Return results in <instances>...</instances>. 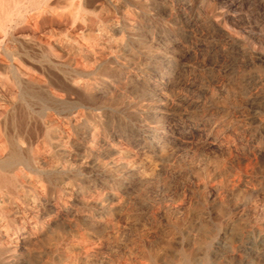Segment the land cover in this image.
Wrapping results in <instances>:
<instances>
[{"label":"rangeland","instance_id":"374dc122","mask_svg":"<svg viewBox=\"0 0 264 264\" xmlns=\"http://www.w3.org/2000/svg\"><path fill=\"white\" fill-rule=\"evenodd\" d=\"M54 1L0 27V264H264V0Z\"/></svg>","mask_w":264,"mask_h":264},{"label":"bare ground","instance_id":"6f19581e","mask_svg":"<svg viewBox=\"0 0 264 264\" xmlns=\"http://www.w3.org/2000/svg\"><path fill=\"white\" fill-rule=\"evenodd\" d=\"M52 1H54V0H52ZM57 1V0H56ZM59 1V0H58ZM96 1V0H95ZM98 1V0H97ZM6 2V1H5ZM55 2V1H54ZM70 2V1H69ZM100 2V1H99ZM63 3V2H62ZM88 3H89V0H78V3L76 4V7H75V17H79L81 14V10L82 9H88L87 7L86 8H84L85 6H87L88 5ZM111 3V2H110ZM115 3V2H114ZM0 4H2V2L0 3ZM7 7L8 6H10V7H8V8H5L4 10H2V12H3V15H2V17H3V19H2V21H1V23H0V27L5 31V34H6V29L8 28L7 27V25H9V23H12V21H14V18L16 17V21H18V20H22L23 18H24V11H26V9L27 8H30L32 11H34L35 12V14L34 15H36V16H34V21L36 22V23H41V24H47V26H50V25H53V24H56V23H58V22H60L61 20H62V15L60 14V13H55L54 12V10H52V9H50V5H52L51 4V0H16V1H14V0H10V1H7ZM55 3H53V5H54ZM57 4V3H56ZM59 4V3H58ZM71 4V3H70ZM97 5H98V3H97ZM100 5V4H99ZM111 5H112V3H111ZM107 6V5H106ZM5 7V6H4ZM14 7H15V9H14ZM100 7V6H99ZM98 7V8H99ZM105 7V6H104ZM2 8V7H1ZM73 10V9H72ZM89 10V9H88ZM93 10V9H92ZM30 11V10H29ZM62 11V10H61ZM60 11V12H61ZM90 11V10H89ZM88 11V12H89ZM95 11V10H94ZM93 11V12H94ZM96 11H97V8H96ZM87 12V11H86ZM92 12V13H93ZM44 13H49V17L48 18H44L42 15L44 14ZM92 13H90V14H92ZM26 14H27V12H26ZM89 14V15H90ZM14 15H15V17H14ZM73 15H74V13H73ZM127 16V15H126ZM130 16V15H129ZM129 16H127V17H129ZM0 17H1V15H0ZM70 17H71V15H70ZM83 17V16H82ZM94 17H95V15H94ZM98 17V16H97ZM71 18H74V17H71ZM86 18V17H85ZM84 18V19H85ZM114 18V17H113ZM126 18V17H125ZM80 19H81V16H80ZM79 19V20H80ZM97 19V18H96ZM64 20V19H63ZM116 20H118V19H116ZM115 20V21H116ZM132 21H133V19H131ZM130 20V21H131ZM16 21H14V23L16 22ZM101 21V20H100ZM104 21H106V20H104ZM119 21V20H118ZM26 22L28 23V21L26 20ZM26 22H24V23H26ZM30 22V21H29ZM65 22V21H64ZM71 22H73V21H71ZM102 22V21H101ZM27 23L25 24V25H27ZM135 23H137V22H135ZM72 24V23H71ZM111 24V23H110ZM127 24V23H126ZM15 25V24H14ZM78 25H80V24H78ZM120 25V24H119ZM134 25V24H133ZM11 26V25H10ZM18 26V25H17ZM20 26V25H19ZM44 26V25H43ZM126 26V25H125ZM16 27V26H15ZM28 27V26H27ZM26 27V28H27ZM56 27V26H55ZM82 27V26H81ZM116 27V26H115ZM121 27V26H120ZM132 27V26H131ZM136 27V26H135ZM48 28V27H47ZM59 28V27H58ZM123 28V27H122ZM126 28V27H125ZM139 28H141V27H139ZM11 29H12V27H11ZM10 29V30H11ZM84 29V28H83ZM75 30V29H74ZM124 30V29H123ZM12 31V30H11ZM69 31V30H68ZM130 31V30H129ZM133 31H138V30H134L133 29ZM16 32H18V31H16ZM42 32V31H41ZM113 32V31H112ZM128 32V31H127ZM3 33V32H2ZM9 33V32H8ZM7 33V34H8ZM115 33V32H114ZM20 34V33H19ZM124 34H125V31H124ZM130 34V33H129ZM12 35V34H11ZM72 35V34H71ZM101 35V34H100ZM126 35V34H125ZM1 36V35H0ZM13 36V35H12ZM5 37V36H4ZM3 37V38H4ZM17 37V36H16ZM51 37V36H50ZM97 37V36H96ZM1 38V37H0ZM2 38V39H3ZM20 39H21V37H19ZM106 38V37H105ZM6 39V38H5ZM36 39V38H35ZM50 39V38H49ZM89 39V38H88ZM95 39V38H94ZM99 39V38H98ZM48 40V39H47ZM96 40V39H95ZM114 40V39H113ZM69 41V40H68ZM74 41V40H73ZM90 41V40H89ZM25 42V41H24ZM33 42H35V41H33ZM88 42V41H87ZM100 42V41H99ZM1 43V42H0ZM47 43V42H46ZM59 43V42H58ZM2 44V43H1ZM0 44V45H1ZM37 44V43H36ZM38 44H39V42H38ZM40 44H42V43H40ZM49 44V43H48ZM51 44V43H50ZM75 44V43H74ZM77 44V43H76ZM76 44H75V46H76ZM8 45V44H7ZM24 45V44H23ZM45 45H47V44H45ZM53 45V44H52ZM27 46V45H26ZM36 46V45H35ZM55 46V45H54ZM91 46V45H90ZM107 46V45H106ZM29 47V46H28ZM42 47V46H41ZM40 47V48H41ZM59 47V46H58ZM84 47V46H83ZM86 47V46H85ZM20 48V47H19ZM78 49H80L79 47H77ZM87 48V47H86ZM28 50L29 49H31L30 47L29 48H27ZM43 49L45 50V48L43 47ZM42 49V50H43ZM48 49V48H47ZM52 49H53V47H52ZM106 49V48H105ZM35 50V49H34ZM94 50V49H93ZM30 51V50H29ZM20 52V51H19ZM65 52V51H64ZM0 53H1V51H0ZM31 53H33V54H35L36 55V53H34V52H31ZM42 53V52H41ZM45 53V52H44ZM78 53V52H77ZM96 53V52H95ZM6 54V53H5ZM32 54V55H33ZM43 54V53H42ZM7 55V54H6ZM38 55V54H37ZM52 55H53V52H52ZM80 55V54H79ZM3 56H5V55H3ZM30 56V55H29ZM40 56V55H39ZM54 56H56V54L54 55ZM75 56V55H74ZM7 57V56H6ZM36 57V56H35ZM34 57V58H35ZM41 57H42V55H41ZM45 57V56H44ZM57 57V56H56ZM72 57V56H71ZM95 57V56H94ZM2 58V57H1ZM0 58V59H1ZM9 58V57H8ZM43 58V57H42ZM51 58H53V57H51ZM75 59H76V57H74ZM80 58V57H79ZM83 58V57H82ZM11 59V58H10ZM9 59V60H10ZM45 59V58H44ZM50 59V58H49ZM81 59V58H80ZM8 60V59H7ZM18 60V59H17ZM51 60V59H50ZM63 60V59H62ZM4 61H6V60H4ZM52 61V60H51ZM84 61V60H83ZM18 62H19V60H18ZM22 62V61H21ZM24 63H25V60L23 61ZM87 62V61H86ZM8 63H9V61H8ZM13 63H14V61H13ZM23 63V64H24ZM27 63H29V62H27ZM26 63V64H27ZM51 63V62H50ZM25 64V65H26ZM53 64V63H52ZM0 65H2L1 63H0ZM15 65V64H14ZM25 65H24V68H25ZM55 65H56V63H55ZM3 66V65H2ZM1 66V67H2ZM6 66V68H7V64L5 65ZM31 66V65H30ZM32 66H34V65H32ZM43 66V65H42ZM46 66V65H45ZM59 66V65H58ZM70 66H71V64H70ZM0 67V68H1ZM18 67V66H17ZM35 67H36V65H35ZM60 67V66H59ZM67 67V66H66ZM83 67V66H82ZM81 67V68H82ZM12 68V67H11ZM48 68V67H47ZM75 68V67H74ZM73 68V69H74ZM79 68V67H78ZM80 68V69H81ZM32 69H33V67H32ZM36 69V68H35ZM39 69V68H38ZM1 70V69H0ZM30 70H31V68H30ZM48 70V69H47ZM55 70V69H54ZM85 69H83V71H84ZM5 71V70H4ZM8 71V70H7ZM11 71V70H10ZM40 71V70H39ZM42 71V70H41ZM46 71V70H45ZM76 71V70H75ZM82 71V70H81ZM18 72H19V70H18ZM17 72V74L19 75L20 73H18ZM56 72V71H55ZM79 72V71H78ZM48 73V72H47ZM58 73V72H57ZM56 73V74H57ZM84 73V72H83ZM14 74V73H13ZM28 74V73H27ZM30 74V73H29ZM36 74H38L39 75V73H36ZM63 74V73H62ZM76 74V73H75ZM85 74V73H84ZM84 74H82V75H84ZM4 75V74H3ZM2 75V76H3ZM33 75V74H32ZM35 75V74H34ZM33 75V76H34ZM47 75V74H46ZM61 75V74H60ZM71 75V74H70ZM5 76V75H4ZM13 76V75H12ZM11 76V77H12ZM42 76V75H41ZM48 76V75H47ZM63 76V75H62ZM69 76V75H68ZM79 76V75H78ZM15 77V76H14ZM25 77V76H24ZM31 77V76H30ZM37 77V76H36ZM36 77H33V78H36ZM45 77V76H44ZM43 77V78H44ZM64 77V76H63ZM66 77V76H65ZM71 77V76H70ZM39 78V77H38ZM37 78V79H38ZM68 78V77H67ZM79 78V77H78ZM24 79V78H23ZM49 79V78H48ZM57 79H59L60 81H62V79H60V77L58 78L57 77ZM56 79V80H57ZM66 79V78H65ZM69 79V78H68ZM74 79V78H73ZM76 79V78H75ZM16 80V79H15ZM14 80V81H15ZM43 80V79H42ZM46 80V79H45ZM58 80V81H59ZM64 80V79H63ZM77 80V79H76ZM84 80V79H83ZM17 81V80H16ZM31 81V80H30ZM7 82V78L6 79H4V81H3V79H2V83H6ZM22 82V81H21ZM25 82V81H24ZM23 82V83H24ZM42 82V81H41ZM50 82H52V81H50ZM70 82V81H69ZM8 83V82H7ZM17 83V82H16ZM18 83H19V81H18ZM38 83V82H37ZM36 83V84H37ZM61 83V82H60ZM59 83V84H60ZM66 83H67V81H66ZM74 83V82H73ZM81 83V82H80ZM9 84V83H8ZM15 84V83H14ZM33 84H35V83H33ZM44 84V83H43ZM49 84V83H48ZM56 84V83H55ZM54 84V86H56ZM77 84V83H76ZM18 85V84H17ZM39 85V84H38ZM50 85V84H49ZM68 85V84H67ZM90 85V84H89ZM35 86V85H34ZM53 86V87H54ZM78 86V85H77ZM91 86V85H90ZM12 87V86H11ZM46 87H47V85H46ZM50 87V86H49ZM73 87V86H72ZM86 87V86H85ZM13 88V87H12ZM20 88V87H19ZM64 88H66V87H64ZM70 88V87H69ZM75 88V87H74ZM90 88V87H89ZM9 89V88H8ZM40 89H42V88H40ZM44 89V88H43ZM49 89V88H48ZM80 89V88H79ZM88 89V88H87ZM28 90V89H27ZM52 90V89H51ZM64 90V89H63ZM70 90V89H69ZM85 90V89H84ZM11 91V90H10ZM54 91H56V90H54ZM58 91H59V89H58ZM81 91V90H80ZM79 91V92H80ZM6 92V91H5ZM57 92V91H56ZM71 92V91H70ZM54 93V92H53ZM81 93V92H80ZM83 93H85L86 94V92H83ZM82 93V94H83ZM9 94V93H8ZM56 95H57V93H56ZM67 95V94H66ZM63 96V95H62ZM6 97H7V95H6ZM46 97V96H45ZM48 98V97H47ZM54 98V97H53ZM59 98V97H58ZM3 99V98H2ZM59 99H61V98H59ZM5 100V99H4ZM3 112V111H2ZM3 115H4V113H3ZM14 115V114H13ZM8 116V115H7ZM4 117V116H3ZM13 117V116H12ZM1 119V118H0ZM8 120V119H7ZM19 120V119H18ZM23 120V119H22ZM2 121V119L0 120V122ZM24 121H25V119H24ZM22 122V121H21ZM18 123H19V121H18ZM30 123V122H29ZM1 124H2V122H1ZM0 124V125H1ZM10 124H12V126L15 128V126L17 125V122L15 121V120H13L12 121V123H10ZM23 123H21V125H22ZM9 125V124H8ZM27 125V124H26ZM25 125V126H26ZM24 126V125H23ZM7 127V126H6ZM38 126H36V128H37ZM0 128H2V127H0ZM31 128V127H30ZM35 128V129H36ZM39 128V127H38ZM48 128V127H47ZM22 129H24V127H22L21 128V130ZM41 129H43V128H41ZM45 129V128H44ZM11 130L13 131V129H10V131H9V133L11 132ZM15 130V129H14ZM34 130V129H33ZM0 131H2L1 129H0ZM30 131V130H29ZM38 131V130H37ZM41 131V130H40ZM47 131V130H46ZM46 131H44V132H46ZM3 132V131H2ZM15 132V131H14ZM18 132H19V130H18ZM23 132V131H22ZM53 132V131H52ZM62 132V131H61ZM42 133V132H41ZM55 133H56V131H55ZM7 134V133H6ZM11 134H12V132H11ZM26 134H27V132H26ZM29 134V133H28ZM33 134H34V132H33ZM49 134V133H48ZM13 135V134H12ZM11 135V136H12ZM20 135V134H19ZM32 135V134H31ZM30 135V136H31ZM41 134H39V136H40ZM47 135V134H46ZM64 136H65V134H63ZM1 136H3V134H1ZM8 136V135H7ZM35 136V135H34ZM34 136H31V137H34ZM54 136H57V135H54ZM9 137V136H8ZM21 137V136H20ZM30 137V138H31ZM52 137V136H51ZM51 137H49V139L51 138ZM56 138V137H55ZM11 139V138H10ZM10 139H8V140H10ZM13 139V138H12ZM11 139V140H12ZM35 139V138H34ZM33 139V140H34ZM38 139V138H37ZM40 139V138H39ZM43 139V138H42ZM42 139H40V140H42ZM48 139V138H47ZM14 140V139H13ZM20 140V139H19ZM39 140V141H40ZM45 140V139H44ZM53 140V139H52ZM56 140V139H55ZM23 141V140H22ZM31 141V140H30ZM37 141V140H36ZM36 141H33V142H36ZM60 141V140H59ZM27 142V141H26ZM32 142V141H31ZM62 142V140L60 141V143ZM227 143H229V142H227ZM11 144V143H10ZM27 144H29V143H27ZM33 144V143H32ZM41 144H42V142H41ZM46 144V143H45ZM50 144V143H49ZM58 144V143H57ZM63 144V143H62ZM62 144H60V145H62ZM1 145V144H0ZM17 145V144H16ZM23 146H24V144H22ZM51 145V144H50ZM59 145V146H60ZM22 146V147H23ZM55 146V145H54ZM58 146V145H57ZM59 146H58V148H59ZM63 146V145H62ZM9 147V146H8ZM46 147V146H45ZM53 147V146H52ZM44 148V147H43ZM4 149V148H3ZM11 149V148H10ZM47 149V148H46ZM227 149V148H226ZM44 150V149H43ZM48 150V149H47ZM56 150H58L57 148H56ZM63 150H66V149H63ZM4 151H7L6 149L4 150ZM3 151V152H4ZM21 151V150H20ZM41 151V150H40ZM52 151H53V149H52ZM60 151V150H59ZM69 151V150H68ZM65 152V151H64ZM228 152H229V150H228ZM41 153V152H40ZM4 154V153H3ZM6 154V153H5ZM35 154V153H34ZM49 154V153H48ZM47 154V155H48ZM59 154V153H58ZM61 154V153H60ZM66 154V153H65ZM71 154V153H70ZM31 155H32V151H31ZM55 155V154H54ZM67 155V154H66ZM5 156V155H4ZM1 157L0 158V188H7V189H9L10 190V192H12V193H14V189H16V179H18V178H20V177H18L17 178V174H15L14 173V171H16L15 170V168H16V165L20 162V161H22V159H23V157H22V155H21V153H19V151H17L16 149H11V151H10V153L8 154V155H6V157ZM52 156V155H51ZM57 156V155H56ZM59 156V155H58ZM68 156V155H67ZM41 157V156H40ZM43 157V156H42ZM34 159V158H33ZM49 159H51V158H48V160ZM26 161V160H25ZM34 162V161H33ZM41 162V161H40ZM45 162V161H44ZM25 164V163H24ZM27 164V163H26ZM30 165V164H29ZM28 165V166H29ZM41 165H42V163H41ZM22 166V165H21ZM35 166V165H34ZM33 167V166H32ZM36 167V166H35ZM21 168V167H20ZM26 168V167H25ZM25 168L23 169V171L25 172ZM29 168V167H28ZM36 169V168H35ZM19 170V169H18ZM30 170V169H29ZM43 170V169H42ZM31 171H32V168H31ZM38 171V170H37ZM36 171V172H37ZM29 172V171H28ZM39 172V171H38ZM17 173V172H16ZM18 173H20V172H18ZM22 173V172H21ZM27 173V172H26ZM43 173V172H42ZM23 174V173H22ZM21 174V175H22ZM25 174V173H24ZM23 174V175H24ZM27 175H28V173H27ZM26 177V176H25ZM20 179H23V178H20ZM25 179V178H24ZM26 180H27V178H26ZM22 184H23V182H22ZM20 186V185H19ZM18 186V187H19ZM33 188V187H32ZM25 189V188H24ZM17 190V189H16ZM31 190V189H30ZM4 191V190H3ZM33 191V190H32ZM36 191H38V190H36ZM16 192V191H15ZM39 192V191H38ZM2 193H4V192H2ZM5 193H7V192H5ZM17 194V193H16ZM20 194V193H19ZM22 194V193H21ZM20 194V195H21ZM26 194V193H25ZM38 194V193H37ZM4 195H6V194H4ZM9 195V194H8ZM15 195V194H14ZM39 195H40V193H39ZM42 195V194H41ZM10 196V195H9ZM23 196V195H22ZM36 196V195H35ZM45 196V195H44ZM13 197V196H12ZM38 197V196H37ZM42 197V196H41ZM46 198V197H45ZM17 199V198H16ZM23 199H25V197L23 198ZM22 199V200H23ZM28 199V198H27ZM44 199V198H43ZM5 200V199H4ZM37 200V199H36ZM40 200H41V198H40ZM63 200V199H62ZM74 200V199H73ZM20 201V200H19ZM25 202V201H24ZM70 202H71V200H70ZM17 203V202H16ZM23 203V202H22ZM67 203V202H66ZM39 204V203H38ZM1 205H3L2 203H1ZM40 205V204H39ZM43 205V204H42ZM33 206V205H32ZM47 206V205H46ZM65 206V205H64ZM70 206V205H69ZM7 207V206H6ZM12 207V206H11ZM19 207V206H18ZM22 207V206H21ZM36 207V206H35ZM67 207V206H66ZM3 208H5V207H3ZM2 208V209H3ZM23 208V207H22ZM38 208H40V207H38ZM67 208H70V207H67ZM14 209V208H13ZM33 209H35V208H33ZM50 209V208H49ZM54 209V208H53ZM5 210V209H4ZM11 210V209H10ZM22 210V209H21ZM28 211H29V209H27ZM26 210V211H27ZM31 210V209H30ZM37 210V209H36ZM42 210V209H41ZM9 211V210H8ZM52 211V210H51ZM50 211V212H51ZM10 212V211H9ZM13 212V211H12ZM18 213H20V211H17ZM46 212V211H45ZM67 212H68V210H67ZM70 212V211H69ZM76 212V211H75ZM6 213H8V212H6ZM47 213V212H46ZM52 213V212H51ZM10 214V213H9ZM14 214V213H13ZM41 214V213H40ZM55 214V213H54ZM31 215V214H30ZM36 215V214H35ZM43 215V214H42ZM45 215V214H44ZM72 215V214H71ZM1 216V215H0ZM3 216H5L4 215V213H3ZM10 216V215H9ZM15 216V215H14ZM32 216V215H31ZM36 216H38V215H36ZM35 216V217H36ZM51 216H52V214H51ZM73 216V215H72ZM19 217H22V216H20L19 215ZM41 217V216H40ZM50 217V216H49ZM54 217V216H53ZM71 217V216H70ZM11 218V217H10ZM18 217H16V219H17ZM30 218V217H29ZM52 218V217H51ZM61 218V217H60ZM22 219V218H21ZM34 219V218H33ZM35 219H37V218H35ZM34 219V220H35ZM48 219V218H47ZM10 220V219H9ZM41 220V219H40ZM59 220V219H58ZM57 220V221H58ZM61 220V219H60ZM65 220V219H64ZM68 220V219H67ZM42 221V220H41ZM53 221H55V220H53ZM22 222V221H21ZM37 222H38V220H37ZM50 222V221H49ZM19 223V222H18ZM17 223V224H18ZM23 223V222H22ZM25 223V222H24ZM43 224V223H42ZM2 225V224H1ZM30 225V224H29ZM33 225V224H32ZM36 225V224H35ZM49 225V224H48ZM53 225V224H52ZM11 226V225H10ZM14 226V225H13ZM16 226H19V225H16ZM23 226V225H22ZM25 226V225H24ZM23 226V227H24ZM0 228H2V227H0ZM5 228V227H4ZM7 228V227H6ZM9 228V227H8ZM11 228V227H10ZM33 228V229H32ZM31 229L34 231V225H33V227H32ZM37 228V227H36ZM29 229V228H28ZM28 229H27V231L26 232H28ZM50 229V228H49ZM55 229V228H54ZM1 230V229H0ZM26 230V229H25ZM49 231V230H48ZM13 232V231H12ZM46 232V231H45ZM51 232V231H50ZM8 234V233H7ZM31 234V233H30ZM42 234V233H41ZM10 235V234H9ZM29 235V234H28ZM37 235V234H36ZM24 236V235H23ZM23 236H21V237H19V238H23ZM1 237V236H0ZM3 237V236H2ZM10 237V236H9ZM26 237V236H25ZM35 237V236H34ZM61 237L62 236H60V233L59 232H53V233H51L49 236H48V243H50L49 245H53V246H56V244H58V242L61 240ZM32 239V238H31ZM45 239V238H44ZM5 240H6V237H5ZM4 240V241H5ZM37 240V239H36ZM36 240H34V241H36ZM0 241H2V240H0ZM9 241V240H8ZM18 241V240H17ZM21 241V240H20ZM7 242V241H6ZM12 243V242H11ZM15 244H16V242H14ZM5 245V244H4ZM59 245V244H58ZM7 246V245H6ZM22 246V245H21ZM25 246V245H24ZM12 247V246H11ZM219 247V246H218ZM17 248H18V246H17ZM16 248V249H17ZM52 248V247H51ZM60 248H62V247H60ZM67 247L65 246V249H66ZM69 248V247H68ZM67 248V249H68ZM71 248V247H70ZM69 248V249H70ZM53 249V248H52ZM66 249V250H67ZM12 250V249H11ZM24 251H25V249H23ZM55 250V249H54ZM13 251V250H12ZM11 251V252H12ZM59 251H61V250H59ZM63 251V250H62ZM67 251H69V250H67ZM13 252H15V251H13ZM20 252V251H19ZM66 252V251H65ZM23 253V252H22ZM53 253V252H52ZM59 253V252H58ZM54 254H55V252H54ZM65 254V253H64ZM66 255V254H65ZM64 255V256H65ZM68 256V255H67ZM66 256V257H67ZM71 256V255H70ZM73 256V255H72ZM75 256V255H74ZM73 256V257H74ZM59 257V256H58ZM66 257H64V258H66ZM49 259V258H48ZM51 259V258H50ZM71 259V258H70ZM73 260V259H72ZM48 261H50V260H48ZM46 263H48L47 261H46Z\"/></svg>","mask_w":264,"mask_h":264}]
</instances>
